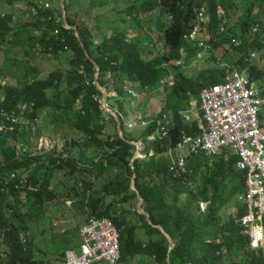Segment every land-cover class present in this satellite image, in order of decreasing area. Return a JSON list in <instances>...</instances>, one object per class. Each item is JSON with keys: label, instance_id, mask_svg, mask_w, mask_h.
I'll return each mask as SVG.
<instances>
[{"label": "trees", "instance_id": "16d2710c", "mask_svg": "<svg viewBox=\"0 0 264 264\" xmlns=\"http://www.w3.org/2000/svg\"><path fill=\"white\" fill-rule=\"evenodd\" d=\"M204 1L148 0L149 5L147 8L144 6L145 10L158 8L168 13L171 19L163 34L165 44L169 47L168 53L158 55L154 60L148 61L140 58L139 52L133 45L123 44L119 40L120 37L115 35L107 36L103 40V44L94 46L88 32L84 31L83 26L76 22V16H73V13L67 15V22L69 25L77 26L79 37L75 34L74 28H67L62 21L57 20V12L54 9L39 8L32 16V20L24 24V27L30 29L31 32L33 30V43L40 45L41 50L54 55L59 54V52L72 51L73 56L70 59L69 68L67 70H52L46 76H37L23 86L0 84V89L4 95L0 101V106L3 107H0V109L16 111L13 108H16L19 104L27 103L28 108L25 109L24 116L35 121L47 108L54 109L55 112H73L74 104L79 101L81 108L75 111L77 114L74 126L89 139L96 140L98 144L103 142L104 146L112 151L111 158L115 164H126L127 174L124 177L115 176L110 181V185L121 186V189L130 188V180L134 174L136 175L135 184L143 197L142 205L149 213L152 221V223H146L148 233L158 236L151 244L150 250L157 264H168V257L171 264H224L225 248L229 252L236 251L244 258V264H264V249H252L248 236L241 232L239 225H227L221 230V217L219 214L216 215L218 205H215L220 198L216 192L221 187L218 184L221 176L231 175L239 179V183L232 188L229 196L232 197L237 192L244 190L245 172L236 168L237 157L235 155L228 162L223 158L216 159L213 164V171L210 174L211 180L197 186L194 195L185 199L182 206L179 207L175 204L179 195L185 190V185H188L191 180L192 169L197 172L200 168L195 159L198 156L205 155L199 154L193 158L189 157L187 162L189 171L184 176H175L170 171L169 148L177 146L185 132L190 134L201 132L197 119L187 122L178 113V110L184 109L181 108L184 107L183 102L190 99L191 96L197 97L203 86L219 80L216 76L212 77V75L208 79L200 77L194 79L183 76L178 79L175 86L167 89L170 92L164 111H169L170 107L175 109L174 115L171 116L172 121L169 124L170 136L157 138L149 142L147 136L156 130V124L152 123L144 129L142 138L149 143L146 148H151L154 152L152 155H148L147 158H136L133 162L134 168L131 160L136 152V145L130 142L133 138L121 137L117 130L115 137L109 135L105 139L102 138L106 125L103 123V111L99 102L102 92L95 83L96 67L94 62L99 66L98 81L102 86L107 87L108 80H105V76L107 73H112V71L124 79L137 80L142 85H155L160 78L159 64L161 62L179 59L182 47L187 49L188 58L191 57V45L184 40V37L194 25L195 5L202 4ZM207 2L210 9V22L207 30L211 35L210 41L213 42L218 30L224 29V20L217 14V5L221 4L227 13L234 6V3L232 0H207ZM64 3L68 12L69 2L64 0ZM247 11L249 17L246 16L245 20L240 21L241 29L237 35L242 40L241 45L235 46L239 50V54L246 52L249 45L260 47L262 44L260 41L262 42V39H264V20L257 19V21L260 20L263 27L260 24L259 29L250 34L252 23L248 20L252 16V7L248 8ZM59 12L61 13L60 9ZM56 29H60L59 34H55ZM14 32L16 30L12 19L0 18V42L9 41V37ZM251 36L253 40H251ZM255 42L256 44H254ZM114 43H116V46H113ZM242 59V63H244V56L240 60ZM81 66L83 70H81ZM251 72L252 80L255 81L264 76V72L257 70L255 65H251ZM179 75L181 74H178L177 78ZM109 98L108 101L110 102ZM111 105L116 107L113 104ZM119 105L117 106L118 109L123 115H126L128 106L125 107L123 103H119ZM112 119L117 126L114 117ZM119 119L124 129L122 114L119 115ZM0 120L2 119L0 118ZM1 133L15 134L13 130L9 129L7 132L3 131ZM5 136L7 137V135ZM2 151L3 160L0 162V250L2 248L6 256H3L0 252V264H38L32 243L26 237L24 243L22 236L30 229L29 218L31 215H36L35 213L42 209L46 201L55 197L53 191L48 190L49 180L46 172L47 170L53 172L56 168L75 170L77 164L73 163L74 167H71L72 161L59 160L51 155L45 157L47 162L44 161V155L28 153L21 156L17 154L15 147L2 148ZM147 152L149 151L147 150ZM36 165L39 168H44L45 177L27 174L28 169ZM12 173H16L17 176L13 178ZM149 175H155L161 178V181L159 183L147 182L145 178ZM22 177L28 179V183L23 188L17 183L19 178ZM30 186H36L37 189H30ZM169 188L176 190L173 203L167 201L170 195ZM23 189L27 191L26 199L22 202L19 194ZM132 194L137 197L136 191L132 190ZM194 196L198 198L196 202ZM201 200L211 202L204 212L200 211L198 206V202ZM99 202V200L95 201L93 204L95 212L91 213L97 216L111 217L112 221L121 229V223L110 213V204L100 206ZM241 209L240 214L244 212V207ZM141 215L144 219L146 218L144 214ZM154 225L163 226L175 241V245L171 250H169L170 243L167 237ZM212 233H216L217 238H213ZM122 236L121 260L128 255H134L135 252H140L143 245L141 242L134 240L133 231L132 233L129 232L125 239H122ZM221 236L223 239H221ZM64 252L65 250L61 251V255H64ZM234 264H238V262H234Z\"/></svg>", "mask_w": 264, "mask_h": 264}, {"label": "rangeland", "instance_id": "374dc122", "mask_svg": "<svg viewBox=\"0 0 264 264\" xmlns=\"http://www.w3.org/2000/svg\"><path fill=\"white\" fill-rule=\"evenodd\" d=\"M67 1L70 5L68 12L66 11L64 0L63 4L62 0H0V18L7 17L12 19L16 30L9 37V41L0 42L1 85L7 83L23 86L37 76H46L52 70H67L69 68L70 59L73 56L72 51L59 52V54L54 55L41 50L40 45L33 43V30L31 32L30 29L24 27V24L32 20V16L39 8L54 9L57 12V20L62 21L64 26L69 28L72 25L66 22L68 21L67 15L73 13V16H76V22L83 26L82 29L84 31L88 32V36L93 40L94 46L103 44V40L107 36L115 35L120 37L119 40L123 44L133 45L143 60H154L158 55L168 53L169 47L165 44L163 34L164 29L170 24V15L158 8L145 10L144 6L147 8L149 5L148 0ZM232 1L234 6L227 11L223 23L224 29L218 30V34L214 37L215 41H210L211 35L206 29L201 35L202 40L207 45H211L212 48L194 47V50L190 49V60H188L187 49H185V53L180 50V59L186 61L185 64L167 66L164 62H161L159 64L160 78H169L173 74L176 76V80L183 76L194 79L202 76L208 79V75H211L214 70H221L219 66L220 60L228 61L231 64L235 63L237 64H234L235 66L241 67L243 59H240L243 56L245 59L251 50H256L259 53L258 59L252 61V65H255L257 70L264 72V39H262V42L260 41L262 43L260 47L249 45L246 52L242 54H239V50L234 45L235 41L241 38L237 36L241 29L240 21L245 20L246 16L249 17L248 8L252 7V16H250L249 22L260 23V20H264V1ZM257 19L260 20L257 21ZM255 26L257 30L260 27V25ZM72 28L77 29L75 34L79 37L77 26L73 25ZM251 40H253L252 36ZM113 46H116V43ZM197 53L201 56L197 57ZM192 60H195L197 65H194ZM80 68L83 70L82 66ZM178 74L181 75L177 78ZM105 80H108L107 92L113 94L111 96L108 95L111 104L117 107L120 106L119 103H123L127 107L131 98L129 99L124 94V78L112 71V73L106 74ZM129 80L134 86L140 85L137 80ZM95 83L97 84V81ZM98 84L101 85L99 82ZM256 85L264 87V76L257 80ZM154 89L155 92L153 94L158 98V105L149 108L137 107V110L151 114L161 110L164 111L170 91H167L166 88L165 94H163L161 93L163 90H158V86ZM3 97L4 95L0 89V101ZM104 99L103 97V102ZM183 103L184 107L181 108H184L191 119H199L201 117L198 96H191L190 99ZM74 105L73 112L70 113L55 112L54 109L47 108L34 121L24 116V111L28 108L27 103L19 104V106L13 108L18 113V121L15 130H13L15 134L0 132V162L3 160L2 148L15 147L17 154L21 156L28 153L44 155V161L47 162L45 157L51 155L59 160L72 161L71 167H74L73 163L77 164L75 170H69V168H56L53 172L47 170L48 190L53 191L55 197L46 201L42 209L35 213L36 215H31L29 218L30 229L26 234L23 233L24 236H22L24 243L26 238L32 243L38 264H54L63 256L60 253L61 251L72 247L78 249L81 241L79 227L85 223L91 212H95L93 204L99 200L100 206L107 203L110 204V213L121 223L122 239L127 238L129 232L132 233L133 231L134 240L141 242L143 245L140 252L128 255L120 260L119 264H157L150 250L151 244L158 236L148 233L146 223H149V221L146 214L139 209V203L141 202L142 205L143 199H140L137 191V197L132 194V190L135 191L133 185L136 187L134 175L130 180V188L121 189V186L110 185V181L115 176L124 177L127 174L126 164H115L111 158L112 151L107 146H104L103 142L98 144L96 140L89 139L81 130L74 126L77 114L75 111L81 108V103L77 101ZM128 109H131V107L128 106L126 112ZM168 110V116L174 115L175 109L170 107ZM261 113L264 117V108ZM182 117L187 121V117ZM0 123L5 126L8 125L7 123L4 124L2 120H0ZM116 130L118 131V127L115 125L114 120H109L106 132L103 133L102 138L105 139L109 135L115 137L117 134ZM143 131L140 128L128 130V128L124 127L123 134L125 137L143 139ZM41 142L43 144L40 147ZM145 142H143V145ZM203 156H198L195 159L200 168L197 172L192 169L193 172L189 184L185 185V190L179 195L178 201L175 202L179 207L183 205L185 199L194 195L197 186L211 180L210 174L213 171V164L218 157ZM27 172V174L45 177L44 168H39L37 165L30 167ZM219 179L220 182L218 184L221 187L216 193L220 198L215 206L218 205L216 215L219 214L221 217L220 229L223 230L227 225L238 226L236 219L242 211L243 201L241 195L243 191L237 192L231 197L229 194L232 188L239 183V179L231 175H223ZM145 180L150 183H159L161 178L149 175ZM26 191V189H23L19 194L22 202L26 199ZM169 191L170 195L167 201L173 203L176 190L169 188ZM194 200L196 202L198 198L194 196ZM142 208L145 210L143 205ZM199 209L197 208L198 211ZM141 214H144L146 218L144 219ZM212 237L217 238V234L212 233ZM167 239L169 241L168 237ZM221 239H223L222 236ZM173 242L175 244L174 240ZM224 254V264H234V262L244 264V258L237 254L236 251L229 252L225 248ZM169 263L170 259L168 257ZM94 264L108 263L102 260Z\"/></svg>", "mask_w": 264, "mask_h": 264}, {"label": "built area", "instance_id": "2783aa9c", "mask_svg": "<svg viewBox=\"0 0 264 264\" xmlns=\"http://www.w3.org/2000/svg\"><path fill=\"white\" fill-rule=\"evenodd\" d=\"M217 13L220 17L225 14V9L219 5ZM195 25L185 35L188 42H196L202 32L203 24L209 21V7L206 3L195 7ZM257 30L256 26L251 29V34ZM60 29L55 30L59 34ZM204 45L203 41L199 42ZM236 45L241 44V40L235 41ZM181 51L185 53V48ZM259 53L251 50L244 62H252L258 59ZM182 64L180 59L176 62ZM168 65V64H166ZM219 66L223 69L222 80L205 85L200 93L199 99L203 111L202 119L199 122L201 132L196 135L184 134L182 141L168 150V155L172 162L171 170L175 175L187 173V160L195 154H206L218 156L224 160L237 157L236 167L246 173L245 191L241 195L243 203L246 205V212L239 217L238 223L242 231L250 240L253 249H264V92L252 80L249 67H237L227 61H219ZM173 76L163 77L159 80L161 87L172 86L175 83ZM129 81L124 80L127 93L137 98L138 91L134 87L128 86ZM149 87L146 86L145 89ZM101 108L104 111L110 109L109 104L100 98ZM180 113L188 120L190 117L184 110ZM167 115L162 119L156 118V133L149 136L153 140L169 136L166 123ZM0 118L5 126L0 123V132L15 130L18 115L15 110L7 111L0 109ZM153 119L147 118L142 113H137L134 118L126 121L129 128L137 126H147ZM40 143V147L42 146ZM139 156H142L139 154ZM16 173H12L15 178ZM20 187L28 183L26 177L17 181ZM36 190V186H30ZM206 202H200V207L204 210ZM83 242L80 251L69 249L64 258L56 264H93L97 261L105 260L108 264H119L121 258V230L109 217L90 216L88 221L80 229ZM3 256L4 250H0Z\"/></svg>", "mask_w": 264, "mask_h": 264}, {"label": "clouds", "instance_id": "9594fccd", "mask_svg": "<svg viewBox=\"0 0 264 264\" xmlns=\"http://www.w3.org/2000/svg\"><path fill=\"white\" fill-rule=\"evenodd\" d=\"M107 1H112V0H107ZM204 3H206L207 5H208V2H207V0H205L202 4H204ZM198 5H201V4H197V5H195V7L196 6H198ZM219 5H221V4H218L217 5V8H218V6ZM222 6V5H221ZM195 7H194V11H195ZM209 7V6H208ZM223 7V6H222ZM224 8V7H223ZM225 9V8H224ZM210 10V9H209ZM218 14V13H217ZM225 16H226V9H225V14H224V16L223 17H221V18H223V20L225 19ZM220 17V16H219ZM195 19H196V14H195V18H194V25H195ZM209 22H210V19H209V21L208 22H206L205 24H203V27H202V32H201V34L199 35V37H198V40L196 41L198 44H199V42L200 41H203L204 42V45H200V46H210V45H207L206 44V42L204 41V40H202V37H201V35H202V33H203V31L206 29L207 30V26H208V24H209ZM251 23H252V27L253 26H255V25H260V23L259 22H254V21H251ZM193 25V26H194ZM65 27H67V28H69L68 26H65ZM72 27V26H71ZM70 27V28H71ZM252 27H251V29H252ZM193 28V27H192ZM191 28V29H192ZM251 29H250V34H251ZM190 31V30H189ZM188 33V32H187ZM186 33V34H187ZM185 34V35H186ZM240 39V38H239ZM185 40V39H184ZM241 40V39H240ZM186 41V40H185ZM186 42H188V41H186ZM188 43H190V45H192V43H195V42H188ZM241 44H242V40H241ZM240 44V45H241ZM234 45H236L235 43H234ZM236 46H239V45H236ZM182 48H185V47H182ZM181 48V49H182ZM180 49V50H181ZM186 49V48H185ZM250 53V52H249ZM249 55V54H248ZM180 60V58L179 59H177V60H173L172 62L170 61V62H164V64L166 65V64H169V65H171V64H175V65H181V64H177L176 62L177 61H179ZM222 61H224V60H222ZM228 62V61H227ZM230 63V62H229ZM163 64V65H164ZM235 64V63H234ZM169 65H167V66H169ZM235 65H237V64H235ZM251 65H252V62H244V63H242L241 64V66H248L249 67V71H250V74H251V77H252V72H251ZM221 68V67H220ZM221 70H222V72H223V69L221 68ZM163 78V77H162ZM161 78H159V80H160ZM176 79V78H175ZM124 80H128L129 81V83H128V86L129 87H134L136 90H137V88H144V90H146L145 89V87L146 86H148L149 88L150 87H156V86H158V90H166V88L167 89H170V88H172L173 86H175L176 85V82L178 81V80H175V83L172 85V86H166V87H161L160 86V83H159V80L157 81V83L155 84V85H153V84H148V85H142L141 83H140V85L139 86H134V84L133 83H131L130 82V80L129 79H124ZM124 80H123V83H124ZM253 81H255V80H253ZM98 80H97V86H98V88L101 90V92H102V95L99 97V102H100V98H102L103 99V97L105 98V100H106V102L109 104V107H110V109L108 110V111H104L102 108V111H103V123L107 126V122H109V120H111L112 119V117H114V119H115V121H116V123H117V127H118V131H119V134H120V136L121 137H124V134H123V127H122V123H121V121H120V119H119V115H121L122 114V116H123V122H124V127H126V128H128V130H134V129H137V128H140V129H146L150 124H152V123H155L156 124V127H157V123H156V121H155V119L156 118H160V119H162L163 117H164V114H166L167 115V120L169 121L168 123H166V125H167V127H168V131H169V124L171 123V116H168V114L167 113H169V111H158L155 115H149V114H146V113H144V112H142L141 110H137V106L139 105V102H137L138 100H139V96L137 97V98H133V97H131L128 93H127V89L125 88V85H123V87H124V94H125V96H127L130 100H129V103H128V106L129 107H131V109H128V111L126 112V115H123V113L118 109V107H113L112 105H111V103L108 101V95L109 96H111V95H113L111 92H107V88L105 87V86H102V85H99L98 84ZM216 83V82H215ZM255 83L257 84V81H255ZM210 84H213V83H210ZM206 85H208V84H206ZM204 87V86H203ZM202 87V88H203ZM259 87H261L262 88V91H263V89H264V87L262 86V85H259ZM162 88V89H161ZM201 88V89H202ZM201 91V90H200ZM189 94H190V92H188ZM200 93V92H199ZM199 93H198V98H199ZM115 94H117V93H115ZM200 100V99H199ZM100 104H101V102H100ZM200 106H201V103H200ZM180 110H184V109H180ZM180 110H179V114L181 115V116H184V117H186L185 115H183V114H181L180 113ZM185 111V110H184ZM201 111H202V109H201ZM137 113H142V114H144L147 118H149V119H153V121L150 123V124H148L147 126H144V127H141V126H137V127H134V128H129L127 125H126V121H128L129 119H132V118H134L135 117V115L137 114ZM185 114H186V111H185ZM202 115H201V117L199 118V119H197L198 120V124H199V122H200V120L202 119V116H203V111H202V113H201ZM186 115H188V114H186ZM189 116V115H188ZM190 117V116H189ZM194 119H191V117H190V120H188L187 119V122H192ZM118 121H120V125H121V128H122V132L119 130V125H118ZM200 128V127H199ZM106 132V127H105V130H104V133ZM156 133V130L152 133V134H150V135H148L147 136V139H148V141L150 142V141H153V140H156L157 139V137L155 138V139H153V140H151V139H149V136H151V135H154ZM186 134H190V133H187V132H185ZM184 133V134H185ZM197 134H199V133H197ZM192 135H196V134H192ZM169 136H170V131H169ZM168 136V137H169ZM164 138V137H163ZM161 139V138H160ZM183 139V138H182ZM182 141V140H181ZM130 142L131 143H133V144H135L136 145V152H135V154H134V157L132 158V160H131V164H132V167H133V162H134V160L136 159V158H141V159H144V158H147V156L149 155H152L153 154V152H154V150L153 149H151V148H149V149H147L146 148V146H147V144H149V143H147V142H145L144 141V139H133V140H130ZM143 142H145V147L143 148V147H141L142 145H143ZM174 147H176V146H174ZM171 148V147H170ZM147 150L149 151V152H147ZM139 154L140 155H142V156H139ZM203 154V153H202ZM199 154H195V155H192L191 156V158H193L194 156H198ZM206 155V154H205ZM169 156V155H168ZM209 156V155H208ZM216 157H218V156H216ZM170 158V157H169ZM218 158H222V157H218ZM224 159V158H223ZM231 159H229V160H225L226 162H228V161H230ZM237 160V159H236ZM187 162H188V160H187ZM171 164H172V162H171V160H170V171H172L173 172V170H171ZM188 165V164H187ZM235 166H236V163H235ZM134 168V167H133ZM237 168V167H236ZM238 169V168H237ZM188 170H189V167H188ZM239 170V169H238ZM240 171H242V170H240ZM243 172H245V171H243ZM173 174H174V172H173ZM135 175V174H134ZM175 175V174H174ZM175 176H179V177H181V176H184V174L183 175H175ZM245 176H246V173H245ZM135 177H136V175H135ZM245 185H246V178H245ZM245 185H244V190H243V192H242V194L244 193V191H245ZM24 187V186H23ZM23 187H21V188H23ZM135 191H137V192H139L138 190H135ZM143 198V197H142ZM243 201V200H242ZM200 202H206L207 203V206H206V208L204 209V210H202L201 209V207H200ZM208 205H209V201H205V200H201V201H199L198 202V206L200 207V211H205L206 209H207V207H208ZM243 207H244V212L242 213V214H239V216L237 217V219H236V223L240 226V224L238 223V219H239V217L240 216H242L245 212H246V205L243 203ZM94 214L93 213H90L89 214V216H88V218H87V220L85 221V223L84 224H82L80 227H79V235H80V243H79V245H78V249L76 248V247H72V248H68V249H65V252H64V255L62 256V258L61 259H59L58 261H56L54 264H56L57 262H59V261H61L63 258H64V256H65V253H66V251L67 250H69V249H74V250H76V251H80V248H81V244H82V242H83V239H82V237H81V233H80V229H81V227L82 226H84L85 224H86V222L88 221V219H89V217L90 216H93ZM94 216H97V215H94ZM99 217H108V216H99ZM110 218V217H109ZM111 219V218H110ZM119 228V227H118ZM240 228H241V232L243 233V231H242V227L240 226ZM120 229V228H119ZM121 230V229H120ZM121 236H122V231H121ZM171 237V236H170ZM249 244H250V240H249ZM251 247V246H250ZM252 248V247H251ZM253 249V248H252ZM254 250H256V249H254ZM259 250V249H258ZM5 252V251H4ZM6 256V255H5ZM120 260H121V258H120ZM94 264V263H93Z\"/></svg>", "mask_w": 264, "mask_h": 264}, {"label": "crops", "instance_id": "0c3cea01", "mask_svg": "<svg viewBox=\"0 0 264 264\" xmlns=\"http://www.w3.org/2000/svg\"><path fill=\"white\" fill-rule=\"evenodd\" d=\"M190 47L193 50H194V47H197V48L207 47L208 49H211L212 48L211 45L210 46H200L197 42L192 43V45ZM199 56H201V55L200 54L198 55V53H197V57H199ZM188 60H190V57H189ZM185 62L186 61H183L182 65L185 64ZM192 62H193L194 65H197L195 60H192ZM170 76H173L174 78H176V76H174L173 74L170 75ZM208 76L209 77L210 76H212V77L216 76V78L219 79V80H216V82H218V81L222 80L223 72H222V70H218V71L214 70L213 73L211 75H208ZM199 77L202 78V79H205L202 76H199ZM196 78H198V77H196ZM154 88L155 87H150V88H148L146 90H144V88L143 89L142 88H137V91L139 93V100L137 101V102H139V105L137 106L138 108H145V107L149 108V107H154V106H157L158 105V103H157L158 98H157V96H155L153 94V92H155V89ZM161 93L165 94V90H163ZM198 101H199V104H200L199 98H198ZM200 111H201V106H200ZM156 113L157 112H154L153 114H151V113L148 112L146 114H149V115L152 116V115H155ZM144 147H145V144L143 145V148Z\"/></svg>", "mask_w": 264, "mask_h": 264}, {"label": "water", "instance_id": "95a60500", "mask_svg": "<svg viewBox=\"0 0 264 264\" xmlns=\"http://www.w3.org/2000/svg\"><path fill=\"white\" fill-rule=\"evenodd\" d=\"M62 4H63V0H62ZM66 22H67V21H66ZM70 27H71V26H70ZM75 30L77 31V29H75ZM94 65H95V67H96L95 78H96V81H97V80H98V77H99L100 69H99V66H98V64H97L96 62H94ZM118 125H119V130L122 132V128H121V125H120V121H118ZM133 178H134V180H135V175H134ZM134 180H133V183H134ZM133 188H134V190H137L136 187H135L134 185H133ZM138 194H139L140 199H143L142 196H141V194H140L139 192H138ZM139 209H140L141 212H143V213L146 214L149 223H152L151 218H150V216H149V213H148L147 211H145V210L142 208L141 202L139 203ZM154 226H155V227H159L160 230L163 231V233L169 238V241H170V247H169V250H171V249L174 247L175 244H174L173 240L171 239L170 235H169L167 232H165V229H164L163 226H161V225H154ZM169 264H171V263H169Z\"/></svg>", "mask_w": 264, "mask_h": 264}]
</instances>
